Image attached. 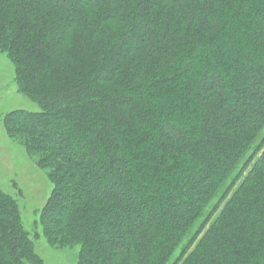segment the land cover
Returning a JSON list of instances; mask_svg holds the SVG:
<instances>
[{
  "label": "trees",
  "instance_id": "1",
  "mask_svg": "<svg viewBox=\"0 0 264 264\" xmlns=\"http://www.w3.org/2000/svg\"><path fill=\"white\" fill-rule=\"evenodd\" d=\"M40 110L4 117L75 264H264V0H0ZM0 186V264H47Z\"/></svg>",
  "mask_w": 264,
  "mask_h": 264
},
{
  "label": "rangeland",
  "instance_id": "2",
  "mask_svg": "<svg viewBox=\"0 0 264 264\" xmlns=\"http://www.w3.org/2000/svg\"><path fill=\"white\" fill-rule=\"evenodd\" d=\"M20 108L40 110L34 100L19 91L14 65L0 51V186L20 201L23 223L46 263L75 264L78 246H52L43 233L41 214L53 189L52 181L30 158L25 147L6 132L5 115Z\"/></svg>",
  "mask_w": 264,
  "mask_h": 264
}]
</instances>
